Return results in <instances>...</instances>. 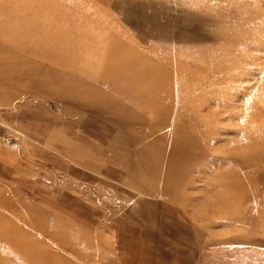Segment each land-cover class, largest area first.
Segmentation results:
<instances>
[{"label":"rangeland","instance_id":"374dc122","mask_svg":"<svg viewBox=\"0 0 264 264\" xmlns=\"http://www.w3.org/2000/svg\"><path fill=\"white\" fill-rule=\"evenodd\" d=\"M0 264H264V0H0Z\"/></svg>","mask_w":264,"mask_h":264},{"label":"crops","instance_id":"0c3cea01","mask_svg":"<svg viewBox=\"0 0 264 264\" xmlns=\"http://www.w3.org/2000/svg\"><path fill=\"white\" fill-rule=\"evenodd\" d=\"M130 140H122V141H116L115 144L117 147H119V145L122 144H127ZM146 143H148V139H140L139 140V148H141L142 150L145 148ZM105 144V142H94V143H80V144H65V156L66 157V163L62 164L59 162V164H61L62 166V173H66L68 172L69 174H75L74 170L76 168V166L81 167L83 169L84 172L82 173H86L88 172L90 173H97L98 175H100L99 177L105 178V179H110L111 182H104L101 183L100 187H97L98 185L95 184V186H91L90 184L87 183H81V184H73L72 186L77 187L76 189H83L85 193L89 194L92 196V199H97L100 195V198L102 200H104L105 202L110 200V195L111 197H114V199H118V200H123L124 197L121 193H119L117 190H115L116 188H118V180L117 178V171L116 168L113 170L110 164H116L117 162V158L115 157V155L113 154V152L111 151L110 148L105 149L103 147V145ZM92 146L94 152L89 151V147L88 146ZM114 146V145H113ZM139 149V153L142 154V156H140L139 159H141V163L145 165V153L142 152V150ZM146 166V165H145ZM54 168V167H53ZM141 169H143L142 171H140L138 173V175H140L142 178H144L142 175L146 170V167L144 166H140L138 168V171ZM155 167H151V169H149L150 172L154 171ZM55 171V169H53ZM77 172L80 171V168H76ZM58 172V170L56 171ZM52 179L50 183H46L47 185L54 186V172L52 171ZM68 174V180L71 179L72 177L69 176ZM87 174V173H86ZM151 174V173H150ZM153 174V173H152ZM119 176V175H118ZM74 179V178H73ZM84 180V178H83ZM149 181V179L144 178V182H143V187L141 192L144 193H154L156 186H155V179L152 180L151 184H148L147 182ZM70 184V183H69ZM130 184V182H129ZM66 187V186H65ZM70 187V186H68ZM48 187H46L47 189ZM54 189V188H53ZM139 190V188H138ZM53 196H56L55 193H53ZM107 198H106V197ZM147 196H151L152 194H148ZM122 209L124 208L123 206L121 207Z\"/></svg>","mask_w":264,"mask_h":264},{"label":"bare ground","instance_id":"6f19581e","mask_svg":"<svg viewBox=\"0 0 264 264\" xmlns=\"http://www.w3.org/2000/svg\"><path fill=\"white\" fill-rule=\"evenodd\" d=\"M238 150H239V149H235V151H238ZM237 153H238V152H237ZM229 160H232V159L229 158ZM229 160H228V161H229Z\"/></svg>","mask_w":264,"mask_h":264}]
</instances>
